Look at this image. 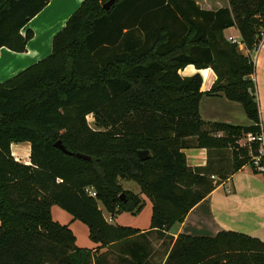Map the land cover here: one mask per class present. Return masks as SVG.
Returning <instances> with one entry per match:
<instances>
[{
  "label": "trees",
  "instance_id": "1",
  "mask_svg": "<svg viewBox=\"0 0 264 264\" xmlns=\"http://www.w3.org/2000/svg\"><path fill=\"white\" fill-rule=\"evenodd\" d=\"M49 1L0 0V51H26L33 32H21ZM108 1L85 0L48 58L0 83V264L110 263V253L78 248L72 230L54 221L53 206L85 224L100 249L115 251L113 264H161L153 234L171 248L164 264H264V243L245 234L175 242L166 235L220 181L252 166L258 145L240 142L261 133L251 78L264 0H228L214 11L194 0H116L106 10ZM231 28L246 53L225 37ZM189 66L198 72L183 77ZM208 68L217 80L203 93L200 71ZM204 94L240 104L252 124L203 121ZM23 143L31 146L30 165L12 154ZM191 148L219 153L221 161L189 168L183 151ZM121 180L137 183L152 202L148 232L105 219L100 205L111 216L145 206Z\"/></svg>",
  "mask_w": 264,
  "mask_h": 264
},
{
  "label": "crops",
  "instance_id": "2",
  "mask_svg": "<svg viewBox=\"0 0 264 264\" xmlns=\"http://www.w3.org/2000/svg\"><path fill=\"white\" fill-rule=\"evenodd\" d=\"M84 1L50 0L44 10L33 18L21 32L22 36H25L28 30L33 32V37L28 42L26 51L17 53L8 48L1 49L0 83H6L26 69L48 58L52 54L55 36L65 28L68 19L80 8ZM194 1L203 10L208 11L229 6L228 0ZM224 35L229 41L231 39L239 41L240 50L246 51L245 45L242 44L240 33L236 28L226 30ZM252 58L256 66V72L251 79L256 87L260 127L264 131V38L252 54ZM197 72L195 67L189 66L181 72V75L183 77H191ZM200 74L203 76L202 92L208 93L216 82L217 76L211 68L200 71ZM199 110L201 119L207 123H223L233 126H250L252 124L240 104L231 102L221 95L209 96L204 94ZM221 136H223V133L218 134V137ZM11 149L13 157L18 162L30 165V144H14ZM22 150L27 152L24 154ZM183 152L186 156L188 167L192 169L207 167L210 162L213 167H217L221 161L219 153H210L206 149L191 148ZM223 154L222 162L228 165L225 172L227 174L229 167L231 168V163L229 165L230 153L224 151ZM55 207L58 206H53L51 210L53 219ZM102 212L107 222L115 226H122L120 222L118 224L115 222L121 215L115 214L111 216L108 212L106 215L103 209ZM55 213L58 216L56 222L61 223L63 226H68L72 230L76 237L78 248L97 251L99 255L110 253V263L108 264L114 263L117 253L109 248L100 249L98 244L93 243L90 240L89 229L85 224L73 220L70 214L66 215L63 211L56 210ZM150 226L134 229L148 232ZM221 232L245 234L264 243V176L256 173L249 166L244 167L227 180L220 181L214 191L188 213L184 222L175 225L166 235L170 238L172 237L175 242L179 235L215 237ZM79 237L82 238V244H78ZM86 238H88V241ZM152 239H154V260L164 264L171 248L163 246V240H157L156 234H153Z\"/></svg>",
  "mask_w": 264,
  "mask_h": 264
},
{
  "label": "rangeland",
  "instance_id": "3",
  "mask_svg": "<svg viewBox=\"0 0 264 264\" xmlns=\"http://www.w3.org/2000/svg\"><path fill=\"white\" fill-rule=\"evenodd\" d=\"M244 52L246 53L247 51H244ZM88 122L90 125H93V120L91 117L88 118ZM17 149H18V147H17ZM17 149H15V150H17ZM22 152L25 154L27 151L22 150ZM16 157H18V156H16ZM120 184L122 185V187L125 190H128L130 192L138 194L140 197H142V200L145 202V206H144L143 210L137 214H130V213L119 214L121 216L118 219H116L115 222L117 224L120 222V224H122V226H125V227H132V228L149 227L150 226V220H151V213H152V202L145 195L142 194L140 186L137 183H135L133 181L121 180ZM55 208L57 211L60 210V211H63L66 215H69L67 212H65L61 208H59V207H55ZM100 208L103 209L104 213H106V215H107V211L101 205H100ZM56 210H54V213H53L55 221L58 218L57 214L55 213ZM86 239L88 241V238H86ZM78 244H82V238L81 237H79V239H78Z\"/></svg>",
  "mask_w": 264,
  "mask_h": 264
},
{
  "label": "built area",
  "instance_id": "4",
  "mask_svg": "<svg viewBox=\"0 0 264 264\" xmlns=\"http://www.w3.org/2000/svg\"><path fill=\"white\" fill-rule=\"evenodd\" d=\"M262 39L264 38V32H262ZM261 39V41H262ZM232 43H236L240 46V42L236 41L235 39H231ZM243 44V43H242ZM241 145H247L251 147L253 144H257L258 148L253 153L251 152V162L254 170H256L258 173L262 174L264 176V131L261 129V133L258 135H248L246 139L242 140L240 142Z\"/></svg>",
  "mask_w": 264,
  "mask_h": 264
},
{
  "label": "water",
  "instance_id": "5",
  "mask_svg": "<svg viewBox=\"0 0 264 264\" xmlns=\"http://www.w3.org/2000/svg\"><path fill=\"white\" fill-rule=\"evenodd\" d=\"M116 0H110L108 1L105 5H104V8L106 10H109L111 8V6L115 3ZM56 147H58L59 149H61L62 151L66 152L65 148L62 146L61 142H58L56 144ZM148 152H140V157L141 158H147L148 157ZM79 158H82V159H85V160H90L89 157H86L84 155H81V154H78L77 155ZM124 197V195H122V198Z\"/></svg>",
  "mask_w": 264,
  "mask_h": 264
}]
</instances>
